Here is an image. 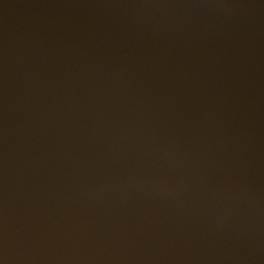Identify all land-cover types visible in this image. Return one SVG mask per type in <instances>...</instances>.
<instances>
[{
  "label": "water",
  "instance_id": "water-1",
  "mask_svg": "<svg viewBox=\"0 0 264 264\" xmlns=\"http://www.w3.org/2000/svg\"><path fill=\"white\" fill-rule=\"evenodd\" d=\"M0 264H264V0H0Z\"/></svg>",
  "mask_w": 264,
  "mask_h": 264
}]
</instances>
